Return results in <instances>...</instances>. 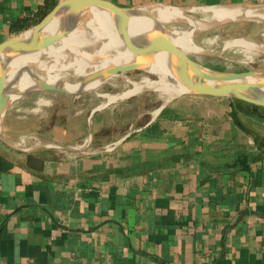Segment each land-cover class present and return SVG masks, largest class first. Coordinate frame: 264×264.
Listing matches in <instances>:
<instances>
[{"label":"crops","instance_id":"0c3cea01","mask_svg":"<svg viewBox=\"0 0 264 264\" xmlns=\"http://www.w3.org/2000/svg\"><path fill=\"white\" fill-rule=\"evenodd\" d=\"M62 1L0 0V43ZM101 1L122 9L264 4ZM246 108L227 98H175L144 124L86 153L75 152L67 130L57 128L46 142L53 145L12 149L6 115L0 264H264V147L243 128L264 109ZM91 116L94 133L104 121ZM242 153L250 159L238 168Z\"/></svg>","mask_w":264,"mask_h":264},{"label":"water","instance_id":"95a60500","mask_svg":"<svg viewBox=\"0 0 264 264\" xmlns=\"http://www.w3.org/2000/svg\"><path fill=\"white\" fill-rule=\"evenodd\" d=\"M157 8L178 11L180 18H176L175 21L191 22L193 27L191 31L193 32L196 30V25L201 26L203 29H212L238 20V18L231 17L204 23L186 14L183 9L165 5H145L122 9L101 0H65L58 3L39 23L0 43V60L8 63L22 59L35 60V62L30 61L26 66L16 69L10 75H8L5 66L0 67V141L6 143L2 136V125L7 110L14 102L25 95L32 92H55L66 96H77L94 92L85 90L87 83L94 80L100 82L98 89L108 80L122 77L133 71H143L156 75L149 69L152 65L149 63L146 65L144 62L154 56H159L172 81L171 83L179 87L176 98L181 96L227 98L264 109V70L227 73L198 64L188 56L187 52L178 48L170 40L168 36L170 32L158 24L152 14V10ZM92 9L97 11L94 16L88 13V10ZM234 9L264 11V4L237 5ZM96 17L101 22L103 21L109 25L112 34L124 49L125 58L120 64L90 70L80 78H64L60 84L40 79L35 80L18 94L12 97L8 95L9 89L16 85L23 73H27L34 78L35 76L30 70L36 72L38 63L47 52L59 47L76 31H89L85 24H97L94 21ZM141 19H148V21L144 26L138 24L139 29H137L136 34L131 33L130 27L136 25L135 22ZM224 45L216 53L203 51L192 54L216 57L225 50L223 49ZM256 49L264 54L263 49L257 46ZM64 52H67V50ZM103 58V56L97 55L98 60ZM64 83H78L77 91H69L63 88ZM7 145L12 149H17L14 146Z\"/></svg>","mask_w":264,"mask_h":264},{"label":"rangeland","instance_id":"374dc122","mask_svg":"<svg viewBox=\"0 0 264 264\" xmlns=\"http://www.w3.org/2000/svg\"><path fill=\"white\" fill-rule=\"evenodd\" d=\"M203 10L205 9L183 11L200 22L216 21L214 18L203 16L201 13ZM164 28L169 32L175 30L178 33L193 29L191 24L185 21H168ZM193 40L196 46L207 53H216L225 43L235 42L236 40V42H240L238 40L252 42L259 48V45L264 44V17L258 15L247 17L244 13H241L238 20L230 24L195 31ZM44 56L41 61L46 60V55ZM188 56L206 68L221 72L241 73L264 70L263 53L258 52L252 56V60H249L248 54L242 48L237 47L225 49L216 57H206L192 53H188ZM145 78L149 81L147 84H150V82V85L159 83L158 76L155 74L133 71L122 77L108 80L94 92L77 96H66L55 92L29 93L14 102L7 110L5 126L14 130V133L5 137L14 147L32 149L35 146L53 145L46 142H50L52 139L54 129H66L67 134L71 136V141H75V144L70 145L75 147V152H91L96 146L108 144L111 140L121 136L129 130L130 125L137 127L144 124L153 117L154 111L162 106L163 97L160 93L152 90L140 91L129 97L108 103L109 96L115 97L123 94L134 87L133 83L141 82ZM139 86H144V84ZM124 106L127 108L121 110L120 107ZM250 109L249 107L246 108L248 113H250ZM94 112L101 116L104 125L100 128L101 130L93 133V129H90V121ZM260 113L258 122L243 124L245 132L257 139L258 142L264 141V112ZM138 116L141 117L139 122H137ZM231 116L233 117V115ZM12 117L14 120H12Z\"/></svg>","mask_w":264,"mask_h":264},{"label":"bare ground","instance_id":"6f19581e","mask_svg":"<svg viewBox=\"0 0 264 264\" xmlns=\"http://www.w3.org/2000/svg\"><path fill=\"white\" fill-rule=\"evenodd\" d=\"M88 13L91 16H94L97 11L95 9H92L90 11L88 10ZM201 13L203 16L211 17L215 20H221L231 17L238 18L241 13H244L247 17H253L257 15L264 17V11L261 12V10L240 11L232 7H218L214 9L210 8L203 10ZM152 14L155 16L158 24L163 27L166 23H168V21H175L177 20L176 18H180V13L178 11H172L165 8L153 9ZM94 21L98 25H94V23L85 24V27L89 31H76L75 34H73L67 41L63 42L59 47L52 49L50 52H47L46 60L40 61L38 63L36 72L30 70L35 77L32 78L27 73H23L16 85L9 89L8 95L12 97L18 94L26 86L35 82V80L40 79L43 81L60 84L61 80L64 78H80L83 74L90 70L106 68L112 64H120L125 58V51L122 48L121 44L116 40L107 23L103 21L101 22L97 17L94 18ZM146 21H148V19H141L136 21L135 23L137 24L130 27L131 33L136 34L137 29H139L138 24L140 26H144L146 24ZM189 24H191V22H189ZM195 28V31L203 29L198 25H196ZM194 32L188 31L178 33L177 31L173 30L168 33V36L170 40L184 52H203L200 47L194 44ZM104 40H106V42H104ZM236 41L225 44L223 49H231L234 47L242 48L243 51L248 54L249 60H252V56L258 53L256 46L252 44V42H245L242 40H238L240 42ZM259 46L261 47L259 48L263 49L264 51V44H261ZM65 50H67V52H64ZM97 55L103 56L104 58L102 60H98ZM150 59H147L144 62L146 63V65L147 63L152 65V67L149 69L152 73H156L159 79V83H155L156 85H150L151 82L150 84H147L149 83V81H147V78H145L141 82H132L135 88L133 87L131 90L123 94L116 95L115 97L107 96L109 101H107L108 103L129 97L140 91L147 90H152L160 93L164 100L162 105L166 104L172 98L177 96L179 87L171 83L172 81L166 69L163 67V62L161 61L159 56H154ZM30 61L35 62V60L22 59L8 63L4 60H0V67L5 66L8 75H10L16 69L22 66H26V64H28ZM141 84H144V86H139ZM136 85H138L139 87ZM99 86L100 82L98 80H94L87 83V85L85 86V90L96 91L97 87ZM62 87L69 91H77L78 83H64ZM157 111L155 110L154 112L156 113Z\"/></svg>","mask_w":264,"mask_h":264},{"label":"trees","instance_id":"16d2710c","mask_svg":"<svg viewBox=\"0 0 264 264\" xmlns=\"http://www.w3.org/2000/svg\"><path fill=\"white\" fill-rule=\"evenodd\" d=\"M241 103V102H240ZM244 105H246L247 107L249 108H252L254 111H257V110H262V108H258V107H254V106H251V105H248V104H245L243 103ZM258 143V146L259 147H264V141H260V142H257ZM250 159V156L245 154V153H242L240 155H238L235 159V164L237 165V167L239 168H245L246 164H247V161Z\"/></svg>","mask_w":264,"mask_h":264}]
</instances>
